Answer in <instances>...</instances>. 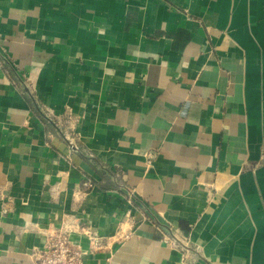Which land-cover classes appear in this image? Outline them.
<instances>
[{"label": "crops", "instance_id": "1", "mask_svg": "<svg viewBox=\"0 0 264 264\" xmlns=\"http://www.w3.org/2000/svg\"><path fill=\"white\" fill-rule=\"evenodd\" d=\"M63 225L86 264H264V0H0V264Z\"/></svg>", "mask_w": 264, "mask_h": 264}, {"label": "built area", "instance_id": "2", "mask_svg": "<svg viewBox=\"0 0 264 264\" xmlns=\"http://www.w3.org/2000/svg\"><path fill=\"white\" fill-rule=\"evenodd\" d=\"M45 120L51 121L49 114L43 113ZM60 134L68 142L70 147H74V138L65 130H61ZM85 189L92 188L90 181L83 183ZM127 201L131 204H136L143 210V218H146L145 209L142 204L137 200L136 195L132 189L124 190ZM63 225L52 236H50L48 243L39 250L31 254L30 264H86L85 255L87 253L81 246L78 240L72 238V234L79 233L87 237L88 246L90 251L98 250L101 247V237L88 228H79L78 230H71ZM166 242L171 246L177 247L180 250L188 246L186 243H179L172 237H167Z\"/></svg>", "mask_w": 264, "mask_h": 264}]
</instances>
